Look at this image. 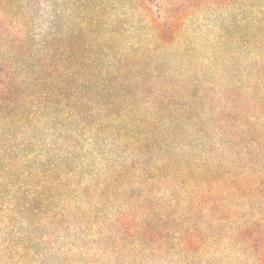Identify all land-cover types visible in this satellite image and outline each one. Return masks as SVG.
I'll return each mask as SVG.
<instances>
[{"label":"trees","instance_id":"trees-1","mask_svg":"<svg viewBox=\"0 0 264 264\" xmlns=\"http://www.w3.org/2000/svg\"><path fill=\"white\" fill-rule=\"evenodd\" d=\"M0 264H264V0H0Z\"/></svg>","mask_w":264,"mask_h":264},{"label":"rangeland","instance_id":"rangeland-1","mask_svg":"<svg viewBox=\"0 0 264 264\" xmlns=\"http://www.w3.org/2000/svg\"><path fill=\"white\" fill-rule=\"evenodd\" d=\"M215 30V21H207L205 16H201L200 11L194 19L186 24L182 31V42L190 46L192 51L188 56V61L196 63L194 70L197 72L201 73V56H204L206 50L216 46L217 42L214 41ZM217 57L215 56V58ZM246 59V56L242 57V60ZM230 60V62L235 61Z\"/></svg>","mask_w":264,"mask_h":264}]
</instances>
